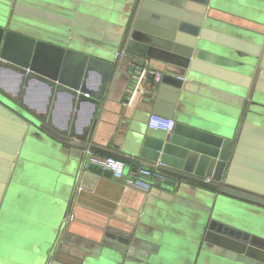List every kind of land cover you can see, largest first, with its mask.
<instances>
[{
  "label": "water",
  "instance_id": "water-1",
  "mask_svg": "<svg viewBox=\"0 0 264 264\" xmlns=\"http://www.w3.org/2000/svg\"><path fill=\"white\" fill-rule=\"evenodd\" d=\"M50 1L53 4L10 0L0 9V233L5 230L0 234V250L5 253L0 255V264H21L22 260L28 264L165 263V251H171L174 241L151 231L143 213L150 210L152 214L151 206L144 209L142 201L141 208L123 226L106 222L86 231L77 230L76 212H72L69 224L61 219L74 200L73 178L75 181L81 176L82 184L93 189L99 176L82 171L70 160L63 171L51 170L56 188L49 192L48 170L40 176L39 159L29 149L36 139L34 128L51 117L49 102L66 97L77 107L85 100L96 106L117 66L132 73L147 58L164 64L155 112L172 116L178 101L183 103L174 128L142 129L136 142L139 157L92 147L127 161L126 170L145 158L168 179L195 184L192 192L180 189L177 195H166L170 205L179 200L191 206V200L182 195L200 202L194 204L198 208L191 214L194 231L186 246L191 258H199L203 248L205 254H215L211 264H218L219 258L264 264V231L258 233L244 226V217L249 222L255 214L264 216V22L233 14L216 17L221 10L214 8V0H129L125 9L114 4L123 19L111 18L116 24H110L109 29L116 37L111 46L108 44L111 51H104L77 39L75 30L77 20L84 15L83 2L78 7L77 0ZM7 71L14 76L16 91L32 81L44 89L46 115L33 112L8 93L3 87ZM216 97L225 100L224 110L208 115L205 109L222 104ZM189 98L202 104L193 108ZM65 128L63 140L73 148L89 140L90 129L79 131L75 119L67 121ZM207 176L211 181L205 180ZM19 178L26 180L23 189ZM43 184L51 197L60 198L50 199L47 221L51 228L41 241L35 240V255L30 261L28 257L21 260L23 253L10 242L6 228L12 229L13 222L15 228L16 217L20 220L15 209H20L25 193L30 198L36 194L34 190H45ZM169 185L173 187L171 182ZM9 193L16 203L9 208L13 212L8 211ZM229 206L246 208L244 217L235 216ZM140 216L143 221L137 226ZM66 226L68 234L60 241L58 235ZM181 259L182 251L171 261L190 264V258Z\"/></svg>",
  "mask_w": 264,
  "mask_h": 264
},
{
  "label": "crops",
  "instance_id": "crops-1",
  "mask_svg": "<svg viewBox=\"0 0 264 264\" xmlns=\"http://www.w3.org/2000/svg\"><path fill=\"white\" fill-rule=\"evenodd\" d=\"M0 1H2V3L0 2V9H4L3 6L5 3L8 4L10 0ZM127 1L129 0H77L78 7L81 2L85 6L84 15H81L80 20H77L78 27L75 30L77 39L83 42L89 41L93 46H100L101 50L111 51L109 45L111 46V41L115 39L116 35L109 29V25L112 24L114 26L116 23L111 19V11L108 8H113V3H120L123 7L124 5L128 7L129 4H126ZM214 1V8L221 10L220 13L215 14L216 17L218 15L233 14L240 18H248L246 19L248 21L264 22V0ZM46 2L53 4L50 0H46ZM118 50L115 51L114 56ZM122 58L123 55H121L120 59ZM146 61L147 65L162 71L164 64L161 61L153 58H147ZM4 76L3 87L7 89L9 94L21 99L33 112L39 115H46V110L44 109L47 104L45 91L42 87L38 86L36 81H32L26 87L23 86V88H20V91H16L14 76L11 75V72H5ZM94 79L95 77L92 76V80ZM130 79L131 72L120 69L117 66L107 83L102 98L96 106L93 101L85 100L77 107L74 104L71 105L66 97H60L49 102L47 112L51 113V117L49 121L42 120L41 124L34 128L33 135L36 139L31 143L29 149L39 159L40 176L45 170H48V179L46 180V177L42 179L43 181L44 179L46 180V185L47 183L51 184L50 186L53 190L56 188V185H54L56 183H54L50 170L56 168L54 172H58V169L61 168L60 170L63 171L70 160L76 163L82 171H90L99 176L93 189L88 188V185H85V187L82 184L81 176L79 178L75 177V181L73 178L74 200L67 214L64 212L61 219L63 221L67 220L69 224L71 223L70 215H72V212H76L77 219L75 223H77V230L83 229L86 231L87 228L92 229L95 225L100 226L106 222L123 226V224H126L132 218L135 211L141 208L143 201L144 209L149 210L151 206L152 214H149L150 210L148 212L143 211L148 216L146 223L150 226L151 231L167 236L172 235L170 231L175 234H179L177 231L184 233L183 229L179 230L176 225L178 218L189 216L192 219V212L198 208L194 207V204H200V202L197 199L195 200L189 196L182 195L191 200V206L179 200L176 202H171L170 200V205L169 202L167 203L168 199L166 195L168 192L177 195L180 189L192 192L196 189L195 184L183 180L173 181L167 178L165 185L155 183L147 195L144 196L136 191L123 190L122 183L115 180L111 173L94 166L83 167L82 165L84 159L83 152L88 145L100 146L104 149L127 156L139 157L136 144L137 138L142 129L151 130L148 126V120L151 112H155V103L161 88V82L151 100L137 97L133 103L128 104L126 103V93ZM169 89L168 87L167 90L169 91ZM216 99L219 98L216 97ZM188 103H192L191 106L193 108L202 104V102L194 103L190 98L188 99ZM181 107H183V103L178 101L175 111L171 116L176 122L178 119L177 113ZM71 118L75 119V126L79 131H82L86 127L90 129L89 140L81 141L82 145L88 144L86 147L75 145L73 148L71 144L64 142L63 139L66 136L62 131L66 130L65 126L67 125V121L70 122ZM42 141L46 142L47 145H43ZM140 164L156 168L154 162L149 159L142 158ZM133 165L136 164H131V166ZM170 182L173 184V187L169 185ZM46 185L43 184L44 191L42 189L34 190L40 199L46 197L45 194L48 192ZM81 186H83V190L78 194L77 192L80 191L78 188ZM77 195L78 202L76 201ZM52 197L54 199L60 198L57 195H52ZM47 210L43 213L41 209L42 215L40 213H34L36 212V208L33 209L34 212L29 211L33 217H36V215L40 217L36 219L37 225L39 224L41 226L38 231L40 236H44V233L47 230L50 231L51 228L47 221L51 209L47 208ZM45 216L46 222L44 221L43 223ZM25 217L27 218L26 221L30 224L34 222L32 219H28V212L25 214ZM39 221L42 223L40 224ZM141 221H143L142 216L139 217L137 226ZM66 234H68L67 226L61 228V232L58 235L60 241H62L63 236ZM173 241L174 245L179 243L184 245L182 240L175 238ZM187 244L185 243L186 246ZM188 258H191L190 254L182 251L181 261H187Z\"/></svg>",
  "mask_w": 264,
  "mask_h": 264
},
{
  "label": "rangeland",
  "instance_id": "rangeland-1",
  "mask_svg": "<svg viewBox=\"0 0 264 264\" xmlns=\"http://www.w3.org/2000/svg\"><path fill=\"white\" fill-rule=\"evenodd\" d=\"M117 5L120 8L123 7V5L120 4V3H118ZM108 9L111 11V13H110V15H111L110 17L111 18L113 17L114 20H117V19L122 20L123 19V15H118L115 12L118 9L114 6V3H113V8L109 7ZM124 9H125V5H124ZM209 97H212V96H209ZM220 102H222V104H220L221 105L220 108L218 106L217 107L216 106H211L208 109H205L209 113L208 115H213V113L214 114H218L220 109L222 111L224 110L225 100L220 98ZM211 119L214 120L213 117ZM44 172H46V170ZM19 174H20V172H19ZM29 175L30 174H27V175H25V177L29 176ZM18 182H19V185H20V183L22 184L21 188L23 189V186L26 184V180L21 181V179L19 178ZM31 184L33 185V183H31ZM50 191H51V188L49 187V192ZM49 192H47V194H45L46 197H44L42 199H40L39 196L37 194H35V193H33L31 195V197L29 198V195L26 192L25 193V197L21 201L22 204H20V209L19 208L15 209L16 212L20 216L19 217L20 220L18 219V217H16L17 220H16L15 228H13L14 222L11 225V228L14 229V230L10 229L9 227L6 228V230H8L10 232V235H11L10 239L12 241H10V242L12 244H15L17 246V248H19L20 252L23 253V255L19 256L21 258V260L28 257V259L30 261V257L34 256L35 252H36L35 244H34L35 240H40V239L42 240V236H40V234H38V231H39L41 226H39V224L37 225V222H36V219H39L40 217H38L37 215H36V217H33L31 212H28V219L34 220V222L32 224H30L29 222L26 221L27 218L25 217V214L22 211L23 210H28V211L34 212L33 209L36 208V212H34V213L35 214L40 213L42 215V211L44 213V212H46L47 208H50V199L52 197H51V193H49ZM10 193H11V191H10ZM10 193L8 194V211L13 206L16 207V203H13L12 202L13 199L10 198V196H11ZM12 193L14 194V190H13ZM225 203L228 204L227 202H225ZM41 209H42V211H41ZM230 209H231L232 212H234L233 214L235 216H240L238 218H243L244 217L242 212H244L246 208L242 210V209L237 208V207H235V208H231L230 207ZM237 210H238V212H235ZM10 211H12V210H10ZM47 212H48V210H47ZM24 217H25V220H24ZM259 217L260 216L255 214V216L251 217L249 222H246L245 221V217H244V222H245L244 226L250 228L251 230H254L255 232L261 233L262 231H264V216H261L262 218L260 217L263 220H261ZM231 218H232L231 220L234 223L241 224L235 217H231ZM45 219H46V216L44 217L43 223H44ZM39 223H40V221H39ZM28 225H30V226H28ZM176 225L178 226L179 230L183 229L184 233H181V232L177 231L179 234H175V233H172V231H170V233L172 235H170L169 237L173 238V239L176 238L178 240H182L184 245L182 243H179L177 245L172 246L171 251L166 250L165 251V255H164V260H165L164 262L165 263H162V264H173L172 261H171V258L173 256H175V253L181 252V251L187 252V250L188 251L190 250L188 248L189 246L186 247L185 243H187V242L189 243V238L192 235V232L194 231L193 221L189 218V216L188 217H183V218H178V222L176 223ZM174 229H177V228H174ZM174 229H170V230H174ZM4 232H5V230L2 233H0L1 236L4 234ZM13 234L15 235V237H13ZM197 252L198 251L195 250L196 254H197ZM0 255L5 256V253L0 250ZM214 256H215L214 252L212 253V252L208 251V253L205 254V251L202 248L201 256L199 258H195V259H194V257H192V258L189 259V261H190V264H211ZM173 259H175V258H173ZM223 260H225V259L221 260L219 258V260L216 263H218V264H250L247 261L240 262V261H223ZM20 263L21 264H28V262H25L24 260H22ZM152 264H155V263H152Z\"/></svg>",
  "mask_w": 264,
  "mask_h": 264
},
{
  "label": "built area",
  "instance_id": "built-area-1",
  "mask_svg": "<svg viewBox=\"0 0 264 264\" xmlns=\"http://www.w3.org/2000/svg\"><path fill=\"white\" fill-rule=\"evenodd\" d=\"M162 79V71L147 65L137 66L131 73L127 87L126 103L131 104L137 97L151 100L157 92ZM176 124L173 117L157 112H151L148 126L151 129L171 131ZM83 167L94 166L111 173L112 177L124 186L148 193L155 183L165 185L167 176L154 167L136 164L128 168V162L114 155H106L95 150L92 145L84 149ZM206 181H211L209 176ZM79 187L78 190H81ZM73 215H70L72 218Z\"/></svg>",
  "mask_w": 264,
  "mask_h": 264
}]
</instances>
